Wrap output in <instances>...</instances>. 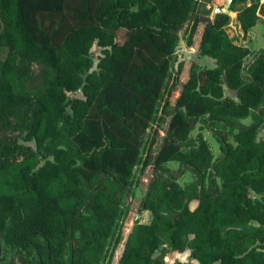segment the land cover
I'll use <instances>...</instances> for the list:
<instances>
[{
	"label": "trees",
	"instance_id": "16d2710c",
	"mask_svg": "<svg viewBox=\"0 0 264 264\" xmlns=\"http://www.w3.org/2000/svg\"><path fill=\"white\" fill-rule=\"evenodd\" d=\"M199 1L0 0V242L14 250L0 264L103 263L133 169L147 163V130L173 88L179 31ZM228 9L244 34L262 12L258 1L231 0ZM230 20L218 11L204 24L198 50L216 65L190 64L141 201L151 219L133 224L116 264H193L164 260L186 249L200 264H264V47L244 76L250 50L228 34ZM95 43L102 54L92 68ZM34 66L49 74L30 92ZM77 90L83 97L68 96ZM200 122L221 156L201 132L191 136ZM168 161L198 184L181 186Z\"/></svg>",
	"mask_w": 264,
	"mask_h": 264
},
{
	"label": "rangeland",
	"instance_id": "374dc122",
	"mask_svg": "<svg viewBox=\"0 0 264 264\" xmlns=\"http://www.w3.org/2000/svg\"><path fill=\"white\" fill-rule=\"evenodd\" d=\"M253 1H258L259 5L262 6V12H258L259 20L254 26H252L246 34H244L237 22L235 21L236 12L228 10L227 5L229 0H210L206 4L200 0L197 4L195 12L190 17L188 23H186L182 29L179 31V42L176 47L173 67L171 73L167 78L168 87H173L171 92L168 94V90L165 91L164 100L161 102L159 112L157 114L156 121L150 126L147 130L145 141L146 147L142 150V159H147V163L143 165L140 162L133 169L134 175V185L131 187L130 193L123 197L121 203V215L116 224L115 231L111 236L109 243L105 249L104 261L102 264H116L118 257L122 251V247L125 241V238L128 232L131 230L133 224L137 221L147 223L151 219V213L148 210H141L140 205L142 198L144 197L148 183L151 180L154 171H153V161L157 149L159 148L162 138L165 134V131L168 126V121L170 119L173 104L179 94L181 84L187 79L189 67L192 62L198 63L200 67H214L216 61L206 55L200 54L198 50V44L200 40V35L203 30L204 24L206 22L212 21L214 15L218 11H225L227 13L233 12L230 14L231 20L226 26L227 32L233 40L243 46L248 47L250 53L244 59V68L243 75L248 77V68L253 62L255 55L264 47V35H263V26H264V0H246V4H249ZM243 4H239L238 9L242 7ZM260 8V6H259ZM259 10V9H258ZM198 20L196 30L192 36V43L188 44V26H190L194 21ZM102 54V47L98 44H94L91 48L90 57L93 60L92 68H95L98 57ZM182 62V68L177 72L179 63ZM49 70L44 68L34 66L33 67V77L27 81V89L32 92L36 87H39L42 82L47 78ZM225 95H229L233 98H236L235 91L229 90L225 87ZM69 97H83L80 90L74 92H68ZM165 99L169 100L170 106L164 108ZM262 106L257 110L260 112ZM241 122L248 125L253 122V117L248 116L241 119ZM201 132L205 139L207 140L209 147L212 151L213 157L217 158L222 155V149L220 144L214 138L212 132L206 127L202 122L197 123L196 126L191 131V136L195 137L197 133ZM8 136L12 138H18L21 142L29 144L35 147L33 141H24L22 139L23 134L19 132L18 129L10 128L5 132ZM264 135V130L259 128L257 133V139L262 138ZM154 137L155 141L151 146L150 152L147 151L148 143ZM229 141L234 143L233 136L230 134L228 136ZM43 160H41L42 162ZM166 166L171 169L177 176L178 183L183 187H189L198 184L197 175L187 167H181L178 161H168ZM218 184L220 183L217 178ZM197 201L193 200L189 203L190 207H195ZM165 240V239H164ZM164 247H168V244L165 240ZM157 254V253H156ZM14 256V250L5 245L3 242H0V259L2 262H9ZM164 260L169 263L176 261H191L193 264H200L195 258L190 256V251L186 249L185 251L179 252L174 250H169ZM215 264H218L216 262Z\"/></svg>",
	"mask_w": 264,
	"mask_h": 264
},
{
	"label": "water",
	"instance_id": "95a60500",
	"mask_svg": "<svg viewBox=\"0 0 264 264\" xmlns=\"http://www.w3.org/2000/svg\"><path fill=\"white\" fill-rule=\"evenodd\" d=\"M231 0H229L228 2V5H227V8L229 7V3H230ZM229 10V9H228ZM222 12H225V11H222ZM229 14H234L233 12L229 13Z\"/></svg>",
	"mask_w": 264,
	"mask_h": 264
}]
</instances>
